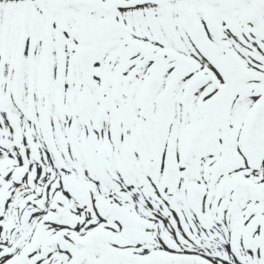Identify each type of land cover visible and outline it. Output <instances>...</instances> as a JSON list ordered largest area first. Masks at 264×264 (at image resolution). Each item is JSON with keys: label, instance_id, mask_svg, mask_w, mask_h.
Listing matches in <instances>:
<instances>
[{"label": "flooded vegetation", "instance_id": "flooded-vegetation-1", "mask_svg": "<svg viewBox=\"0 0 264 264\" xmlns=\"http://www.w3.org/2000/svg\"><path fill=\"white\" fill-rule=\"evenodd\" d=\"M152 2L171 30V47L141 46L115 21L110 34H121V45L132 47L127 46L129 62L122 61L114 73H102L93 61L83 66L76 53L74 59H59V34L47 35L41 17L28 18L27 34L13 33L0 4L1 37L15 39L12 60L0 57V112L14 123L26 88L31 98H47L45 120L50 117L53 124L57 117L64 163L67 148L77 166L101 160L113 179L137 183L156 176L173 203L180 194L198 207L215 201L219 213L259 200L244 214L262 226L264 0ZM173 42L189 43L203 63L174 50ZM37 43L42 49L36 65ZM115 46L120 53L119 44L108 41L102 50L110 54ZM100 126L104 132L96 133L94 145L84 129Z\"/></svg>", "mask_w": 264, "mask_h": 264}, {"label": "bare ground", "instance_id": "bare-ground-1", "mask_svg": "<svg viewBox=\"0 0 264 264\" xmlns=\"http://www.w3.org/2000/svg\"><path fill=\"white\" fill-rule=\"evenodd\" d=\"M44 1L50 6L70 7L72 12H78L77 3H92L106 9L117 5V19L132 40L141 46L149 44L152 51L159 47V42L171 47V30L155 12L152 0ZM17 3L13 13L16 21L23 15L22 0ZM8 14L4 10L3 18ZM90 21L91 15L81 23ZM76 23L72 18L65 22V59L73 52ZM4 26L0 17V57L12 60L15 39L7 41L1 37ZM110 37L108 42L119 44L120 53L115 46L110 50L111 56H102L95 60V65L114 73L122 61L129 62L131 57L126 53L128 45ZM172 47L203 63L189 43L173 42ZM41 49L42 44L37 43L32 52L36 65ZM143 69L144 66L139 70ZM30 96L23 89L19 118L13 124L0 113V264H30L40 257L38 264H264V254L258 252L254 238L252 217L239 228L253 230V245L245 242L249 235L239 237L233 222L234 215L253 208L252 201L239 208L238 213L232 209L219 213L217 203L198 207L187 202L182 194L172 203L161 196L160 189L146 191L134 180L99 175L89 164L61 165L52 154L46 126L40 118L39 101ZM64 100L71 108V102ZM103 132L100 126L92 135ZM55 146L59 152L56 142ZM72 176L77 182L71 180L72 185L67 184ZM81 184L92 187L87 200L81 197ZM252 194L247 193L248 198ZM144 226L150 228V233L143 232ZM59 236L68 246L70 239L78 241L82 249L72 246V253L67 249H46L43 253L49 240Z\"/></svg>", "mask_w": 264, "mask_h": 264}, {"label": "rangeland", "instance_id": "rangeland-1", "mask_svg": "<svg viewBox=\"0 0 264 264\" xmlns=\"http://www.w3.org/2000/svg\"><path fill=\"white\" fill-rule=\"evenodd\" d=\"M18 1L17 4H19V2L21 0H0V4L4 5V10L5 12L8 11L10 14H8V19H9V24L8 27L11 28L13 33H16L19 31V26L23 25L24 20L28 19L30 16H32L33 18L35 16L37 17H41L43 19V25L45 21H49L51 20L53 22V30H55L56 32H59V34H64L66 32L65 30V22L67 21V19H71L76 23L75 28L78 26L79 27V31H74L73 35L75 36L76 34H78V38H76V41L80 43H94L96 44V46H98V48H102L104 49L105 46V40H106V35L108 34V27L110 24V12H105V11H97L95 10L93 7L90 6L89 3H77L75 6V10L78 12H72L70 7H59L58 6H50L49 4H46V2L44 0H22V10H23V15H22V19L16 21L13 17V13H14V7H16V2ZM4 12V11H3ZM91 15V20H93L95 22V25H91L90 30L87 29V27H85V25H82V20L86 19L87 16ZM102 21L103 24H99L98 22ZM22 23V24H21ZM29 30V29H28ZM27 32H30L29 31ZM43 31V29H42ZM63 43V41H62ZM60 44V43H59ZM75 50V47H74ZM71 59H74V51L72 53V55L70 56ZM69 58V59H70ZM60 59V57H59ZM70 59V60H71ZM91 141L94 145H96L99 142V139H95L94 141V136H91ZM78 154L80 156H83L82 150H80V152H78ZM74 159V158H73ZM75 162L77 160H74ZM67 163H69V160L67 161ZM96 166L99 169V172H97L99 175L100 173H105L106 174V164L101 162V160H97L95 161ZM109 176V175H108ZM68 184V181H67ZM82 187H84V185H82ZM90 188V186H89ZM92 189V188H90ZM92 191V190H91ZM257 202V201H256ZM262 204V203H260ZM226 207V204H224ZM236 206V205H235ZM240 208V207H239ZM238 208V209H239ZM254 226V225H253ZM242 232H248V231H242ZM251 233L248 232V235L250 236ZM59 238H57L55 240V242L58 240ZM54 242V243H55ZM48 246H45V252L46 249L48 251ZM43 249V250H44ZM43 252V253H45ZM37 262H40L39 260L34 261L33 264H37Z\"/></svg>", "mask_w": 264, "mask_h": 264}, {"label": "water", "instance_id": "water-1", "mask_svg": "<svg viewBox=\"0 0 264 264\" xmlns=\"http://www.w3.org/2000/svg\"><path fill=\"white\" fill-rule=\"evenodd\" d=\"M91 50H92L91 47L82 46V47L79 49L78 54H79V56H80V58H81L82 60H87L88 55H89V53H90ZM94 55H95V53H94ZM54 154H55L56 156H58V153H57L55 150H54ZM260 237H261V238H260V253H261V254H264V228L262 229V232H261ZM248 244H249V245H252V244H253V240L250 239V240L248 241Z\"/></svg>", "mask_w": 264, "mask_h": 264}]
</instances>
